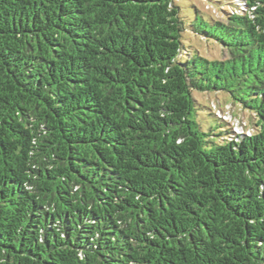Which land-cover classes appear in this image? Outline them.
<instances>
[{
  "label": "trees",
  "instance_id": "1",
  "mask_svg": "<svg viewBox=\"0 0 264 264\" xmlns=\"http://www.w3.org/2000/svg\"><path fill=\"white\" fill-rule=\"evenodd\" d=\"M225 1L0 0V264H264V0Z\"/></svg>",
  "mask_w": 264,
  "mask_h": 264
},
{
  "label": "rangeland",
  "instance_id": "2",
  "mask_svg": "<svg viewBox=\"0 0 264 264\" xmlns=\"http://www.w3.org/2000/svg\"><path fill=\"white\" fill-rule=\"evenodd\" d=\"M233 1V0H229ZM217 4H215V3ZM226 1L219 3L217 0H181V4L185 7L191 8L192 4H196L197 6L201 7L202 9H206L208 12L214 15L215 18L221 19L222 14L219 12L218 6H224ZM219 3V5H218ZM231 5V4H230ZM227 6V5H226ZM190 35V34H189ZM193 43L199 47L201 53L209 58H223L225 57V52L221 49V47L214 43L207 40H203L200 38L193 37ZM194 96L206 107L218 108L222 107L225 111L226 117L232 121L235 126L236 130L250 132V125L251 120L249 115L233 106L229 103L228 97L223 93H213V92H201V91H194ZM219 101L221 103H219ZM197 120L202 125L203 129L206 131L209 128H213L218 131L220 129V124L216 118H214L209 112H200L197 116Z\"/></svg>",
  "mask_w": 264,
  "mask_h": 264
}]
</instances>
